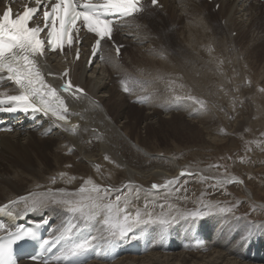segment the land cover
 <instances>
[{
  "label": "bare ground",
  "instance_id": "6f19581e",
  "mask_svg": "<svg viewBox=\"0 0 264 264\" xmlns=\"http://www.w3.org/2000/svg\"><path fill=\"white\" fill-rule=\"evenodd\" d=\"M201 1L160 0L164 5L163 9L161 11L157 7L151 9L153 12L160 11L161 14L168 13L167 16L159 15L156 19H162L164 24L167 22V29L171 24L176 26L171 28V35L177 34L181 38L184 54L174 57L173 53L167 51L165 45L167 42L163 43L161 31H152L145 19L144 21L131 19L129 26L117 35L119 43L132 46L131 51L125 50L124 47L122 54L117 58L113 50L108 48L106 60L91 69H87L84 61L73 63L74 81L84 90V94H80L78 99L67 94L72 110V115L67 121L46 119L42 130L26 129L15 133H0V206L15 198L21 200V197H30L31 194V199L43 198V204L37 211L54 216L59 223L63 219L62 216L69 215L70 212L66 210L68 205L55 204L52 202L53 199L79 200L81 198L79 189L82 186L91 187L95 184L101 188L111 189L112 192L107 193L105 203L112 201H109L112 196L120 195L122 197L120 208H126L127 213L132 217L142 205L156 208L158 211L164 205L159 204L156 199L173 188L171 185L170 189L161 188L162 191L154 192L151 185L153 183L164 185L167 180L172 179L176 182L182 176V171L193 169L179 163L175 157L162 155L163 152L159 151V129L162 125L170 126L173 132L188 130L199 137L207 135L212 139L216 127L205 125L206 127L201 128L187 119L195 111L190 104L196 103L199 106L200 102L209 100L207 97L210 94L206 86L212 80L215 79L214 82L225 86L228 83L236 84L238 80L243 81V76L249 81V85H253L254 90L250 91L249 96H253L256 102L254 103L253 99L249 101L243 95L247 98L245 105L249 106L251 113L257 117L264 115V64L261 66L263 71H259L255 66L252 69L254 62L251 61L252 65H250V58L253 57L255 63L258 61V57L254 56L255 53L247 59H241L238 52L237 55L235 51H233L234 55L230 52L231 54L228 53L227 56L225 53L227 46L225 50L223 49L225 41L235 44L236 39L232 36L234 31H247L250 24H256L259 19L256 8L261 6L264 9V2ZM217 3L220 4L218 10L207 13L208 7L211 9V5L214 7ZM145 15L146 13H143L140 17ZM215 16L220 17L221 22L224 21L223 26L220 27L222 32L220 29L219 31L215 29L213 23ZM177 27L179 28L176 29ZM206 32L209 33L211 40L209 37L208 40L212 43H208L207 40V44L203 45L204 42L191 39V36L200 37L206 35ZM215 39H217L216 44L213 43ZM252 40L250 42L248 40L247 45L244 44L246 45L243 48L244 53ZM65 60V57L57 55L42 59L41 64L46 75L49 72L53 73L47 75L50 82L60 84ZM116 78L121 79L118 81L119 91H117ZM121 81H130L135 85L134 91L129 94L122 93ZM238 90L242 91L240 88ZM149 93L153 96L148 97L145 105L140 106L125 101L128 96L130 101ZM222 100L216 102L222 106ZM253 103L257 106L255 111ZM145 107L146 111L140 115ZM176 108L183 110L174 113L172 110ZM233 112H240L239 115L236 114L238 118L234 119V127H238L242 119L248 120L249 116L252 117V115L245 116L242 110ZM216 116L218 119L209 118L208 122L220 123L221 117L217 114ZM202 118L204 117L200 119ZM48 131L50 133L46 135ZM152 131L156 134L153 138L150 135ZM70 151L74 154L73 158L78 157V162L69 159L71 157L67 154ZM52 160L57 164L56 167L53 165L55 169L50 167ZM194 169L203 171L196 167ZM204 170L207 171L209 168ZM28 180L31 181L29 185H21ZM239 180L244 182L242 178ZM244 186L251 197L253 194L246 184ZM126 188L128 193L132 190L137 191L138 198L122 195ZM31 199L28 206L24 203V208L31 205ZM144 209L140 208V211L151 213L153 219L161 217L157 211ZM176 215L177 213L172 212L167 218L172 220ZM80 218L83 220L81 216ZM143 219H148V216H143ZM182 221L183 219L172 220V223L163 229L159 224L140 225L139 229L147 227L155 238L158 236L154 231L161 234L162 238L157 242V246L141 256H126L111 264H264L263 224L251 226L236 221L229 234L225 233V237L219 239L220 234L212 235L213 224L209 221L205 222L207 229H201L199 223L201 219L187 220L192 223H181ZM175 223H180V226L175 227ZM95 224L100 226L104 236H108L100 224ZM236 231L239 232L238 239L233 242L231 233ZM195 233L205 235L208 240L205 249L195 250L190 246ZM249 233L252 234L250 240L240 242V236ZM179 242L184 245L180 246ZM23 264L35 263L23 262Z\"/></svg>",
  "mask_w": 264,
  "mask_h": 264
},
{
  "label": "snow or ice",
  "instance_id": "6c2138e0",
  "mask_svg": "<svg viewBox=\"0 0 264 264\" xmlns=\"http://www.w3.org/2000/svg\"><path fill=\"white\" fill-rule=\"evenodd\" d=\"M9 5L0 14V80L4 79L3 74H7V80L12 81L18 86V95L0 96V111H22L24 113H42L44 116L51 115L57 121H67L71 115L70 109L62 93H68L72 98L78 99L84 90L79 86H74L71 79L58 87H53L45 79V73L40 66V57L45 55L46 49H63L65 42L72 43L73 33L78 34L80 30L86 29L89 33L96 36L93 45V57L97 55L101 41L105 38L110 39L112 33L113 17H133L143 12L144 5L142 0H55L50 4L42 3V0H35L36 7H25L22 13L13 12ZM158 0H151V4L156 6ZM43 6L44 27L38 24L30 26L38 13V9ZM46 31L45 38H41V32ZM119 46L116 51L119 54ZM79 59V50H77ZM91 63V59L89 61ZM47 75H53L49 72ZM69 76V70L65 69L61 79ZM124 91H129L126 81H121ZM179 99V97H177ZM189 99H194L189 97ZM138 102H145L138 98ZM201 107L204 106L200 102ZM5 105H10L4 107ZM107 159V156L105 157ZM219 167V165H217ZM181 175H191V173L181 172ZM235 182V181H232ZM242 183V181H239ZM90 183V182H89ZM175 180H167L164 185L153 183L151 188L159 190L161 188L170 189ZM110 188H101L92 184L91 187L82 186L79 189L81 198L79 200L53 199L55 204L68 205L67 211L79 214L84 222L98 223L103 230L108 233L107 244L109 247L127 239L140 225L149 223L159 224L161 228H166L172 220L184 219L193 220L203 216L202 211L177 212L176 216L169 220L167 217L171 213L161 214L160 218L153 219L151 213H142L137 210L134 217L127 213L126 208H120L122 197L117 195L114 201L105 203L107 193ZM86 194V195H85ZM26 206L29 205L30 197H21ZM11 203V202H10ZM43 204V198L31 199L30 211H37ZM147 207V205H145ZM163 207V206H162ZM170 209L172 205L168 206ZM207 207L212 208L213 205ZM220 212L231 211V209L219 208ZM147 215L148 219H143ZM102 217V219H101ZM40 225L29 228H17L15 231L6 229L0 223V229L5 230V235L0 237V264H17L14 258V246L25 240H38V230ZM73 226H69L61 232L58 241L43 240L41 247L47 250V246L63 242L65 248L59 259H63L66 264L75 258L93 250L95 237H88L77 240L72 236ZM251 233L241 238V242L250 240ZM36 259V257H32Z\"/></svg>",
  "mask_w": 264,
  "mask_h": 264
},
{
  "label": "rangeland",
  "instance_id": "374dc122",
  "mask_svg": "<svg viewBox=\"0 0 264 264\" xmlns=\"http://www.w3.org/2000/svg\"><path fill=\"white\" fill-rule=\"evenodd\" d=\"M203 1L204 0H202L201 2ZM212 7L213 5H211V9L210 7H208L207 13L213 12ZM256 9L259 16V19L256 22V24H250L249 27L247 28V31H234L232 36L236 39L235 44H231V42L227 43L225 41L223 49L225 50L226 48L225 46H227V49L225 51L227 56L231 53L232 55H234L233 51H235V54L236 52H238L237 54L240 55L239 57H241V59L242 58L247 59L248 57H251L253 53H255L254 56L258 57L257 58L258 61H256L255 63L254 59H252L253 57H251L250 62L253 61L254 65H252V62L250 63V65L253 66V67L251 66L252 69L256 67L258 68L259 71L260 70L263 71L261 69L263 67L261 66L264 64V60H263L264 59V14L262 13L263 8L261 6ZM145 13L146 15L142 16V19L136 18V20L144 21L145 19V21H147V25L152 31L154 30L161 31V33L160 32L159 33L162 34L160 35L162 37V41L163 40L165 41V42L163 41V43L167 42L165 44L167 45L166 47L168 48L167 51L173 53L174 57H178L177 55L184 54L185 53L183 48L184 45L180 41L181 38H179L177 34L171 35V31H172L171 28H174L176 26L174 24H171L170 28L167 29L166 27L168 26L167 22L164 24V22L161 21L162 19L159 20L156 19L159 15L167 16L168 13H164V14L162 13L163 14L162 15L161 12L159 11L153 12L152 10ZM213 23L215 25V29L217 31H219L218 29H220V31L222 32L220 27L223 26L224 21L221 22L220 17L215 16V18L213 19ZM178 28L179 27H177L176 29ZM240 32L244 35V37ZM206 35H202L200 37L196 36L199 37L198 39L195 36H191V39L192 40L194 39L195 41L198 40L199 42L202 43L204 42L203 43L204 45L207 44L206 42L211 40L208 32H206ZM237 35L239 37H237ZM204 38L206 41L205 40L203 41ZM247 39L249 40V42L251 41V39L253 40L250 44L251 46L248 45V47H246L247 51L245 50L244 53L243 48L249 43ZM210 42L212 43V41H209L208 43ZM216 42L217 39L213 41L214 44H216ZM236 43L238 46L236 45ZM125 50L131 51L132 46L130 44L129 45L127 44ZM241 53L244 55H242ZM119 80L121 79L119 78ZM214 81L215 79L212 80L208 86H206L210 95L209 96L205 95V97L208 96L207 98H209V100L207 101L205 100L204 102L206 103V106L207 105L208 106L201 107V104L199 106L198 104L196 105V103L190 104L192 105L191 108L194 109L195 111L191 114L189 118L187 117L188 120L195 122L201 128L205 125L216 127L215 128L216 132L212 135L213 136L212 139L208 138L209 136L207 137V135H205L206 137L205 136L199 137L197 136V134H193L188 130L173 132L170 126L168 127L165 124L162 125L159 129V141H160L159 151H161V153L163 152L162 155L165 154L166 156L175 157V159L179 163L186 164V166H189V168H193V169L186 171V173H191V175L180 176V178L172 185L173 189L171 191H165L166 194L161 195L160 197H158V199H156V201H158L159 204L162 203V205H164L163 206L164 208L161 207V209L157 211L156 208H149L142 205V207H139V210L140 208L142 209L145 208L144 210L157 211L160 216L162 213L164 214L172 213V212L185 213L186 211L192 212L193 210L202 211L204 213L203 216L198 218L201 219V222H199L201 225L200 226L201 229H207L205 222L209 221L210 224L211 223L213 224L212 235L220 234L219 239H222L223 237H225L224 234L229 232V230L234 226L236 221L248 223V225L251 226H253V224L264 225V203H263L264 202V120H263L264 115L257 117L253 113L254 114L253 116L249 106L245 105L247 102V98L249 101L253 99L252 98L253 96H249V95H251L250 93L253 92L254 88H252L253 85H249V81L244 76H243V81L238 80L237 81L238 83L236 84L233 83L234 86L232 83L225 84V86L223 84L219 85ZM241 82L243 84H241ZM116 85H117V91H119L120 84L118 82V79ZM248 85L251 87H249ZM237 86L238 88H235ZM247 86L249 87V91ZM243 87H245L247 90H245V88ZM239 88L243 91L244 94L242 93V91L238 90ZM247 93L249 97L247 96ZM151 95L153 96L152 93H149L148 97H150ZM243 95L246 96L247 98L244 97ZM128 98L130 99V97L128 96L125 101L128 100L127 102L131 103V101H129ZM220 99H223L222 101L224 106L223 105L221 106V104L219 105L216 102ZM252 101L254 102L255 100L253 99ZM204 102L203 104L205 105ZM254 103H253V109L255 111L257 110L256 108L257 106ZM182 110L183 109L176 108L173 109L172 111H174V113L177 112L179 113V111L181 112ZM234 110L235 111L242 110L244 111L245 116L252 115V117L249 116L248 120L242 119L238 127L237 126L234 127L233 124L236 118H238L236 114L238 113L239 115L240 113V112L237 113L233 112ZM144 111H146V107L142 109L140 115H142ZM216 114L219 117H221V122L220 123L216 122L213 124L208 122L209 118L213 119V117H215L214 118L215 120L218 119ZM199 117L200 118L204 117V118L200 119ZM205 117L208 120L205 119ZM204 120H206L207 122ZM256 122L257 124H255ZM150 135L151 138H153V135L156 134H153L152 131ZM67 155L68 157H71L69 159L72 160V162H75V160L78 162L79 160L78 157L73 158L74 154H72L71 151L68 152ZM70 160L69 162H71ZM51 163L52 164L50 167H53L52 169H55V167L57 166L56 162L52 160ZM67 165L69 166V164ZM217 165H219V167H217ZM195 167L203 169V171L202 172L197 171L194 169ZM205 168H209V170L205 171L204 170ZM241 178L244 181L242 183L239 182L240 181L239 179ZM30 180L25 181L21 185L22 186L29 185V183L31 182ZM244 184H246L248 189L253 194L251 197L246 191ZM127 189L128 188H126L125 191L122 192V195H124L125 197L138 198L137 191L132 190L131 192L128 193ZM162 190L160 189L154 190V192H160ZM115 197L116 196H112V198L109 199V201L110 200L114 201L115 199L113 198ZM132 202H134V200H132ZM169 205H172L173 207L170 209L168 207ZM208 205H213L214 207L209 208L207 207ZM219 208L231 209V211L220 212L218 210ZM191 221L187 222L183 219L181 223L184 222L192 223ZM193 223H197V222H193ZM238 234H239L238 231L231 233V238L234 239L233 242L235 241V239H238L237 238ZM240 237L242 238L244 236L241 235ZM124 257L126 256H123L121 258ZM90 264H100V263H90Z\"/></svg>",
  "mask_w": 264,
  "mask_h": 264
}]
</instances>
